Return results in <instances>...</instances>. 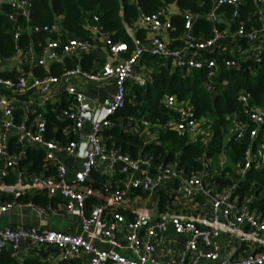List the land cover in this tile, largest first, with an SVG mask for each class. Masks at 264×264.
I'll use <instances>...</instances> for the list:
<instances>
[{
  "label": "built area",
  "instance_id": "obj_1",
  "mask_svg": "<svg viewBox=\"0 0 264 264\" xmlns=\"http://www.w3.org/2000/svg\"><path fill=\"white\" fill-rule=\"evenodd\" d=\"M212 12L202 14L185 13V45L174 48L171 36L172 23L170 10L161 8L154 14H141L137 28L126 27L131 38L132 53L126 43H114L97 24L90 25L91 37L81 39L68 37L65 43L62 26L59 22L46 26L28 27L31 33H47L58 37L50 40L37 54L33 46L26 52L18 50L21 65L29 71L18 73L15 80L0 77V87L12 89L13 96L0 97V194L14 195L9 202H0V216L13 209H29L41 218L72 216L78 219V233L62 231H41L38 228L0 227V253L9 249L19 258L25 243L36 248L59 252L64 262L85 259L87 264H264V211L259 202L264 200V188L253 190L244 196L238 193L239 184L244 180L254 163L264 167V105L254 106L250 96L239 95L246 121L235 115L232 136L235 142L249 144L240 166L238 177L231 185L220 189L214 181L215 174L208 160L203 159L204 169L187 176L173 164H156L154 158L140 154L137 158L127 153L112 151L105 145L103 131L114 126L111 117L116 116L126 106L127 83L135 79L140 87H145L152 79L153 69L142 65L143 57L162 60L173 70L190 73L205 71V90L214 95L218 92L217 79L220 68H239L237 61L223 59L221 64L214 57L203 54L213 53L225 46L230 52L253 53L255 61L264 59V0H253L255 12L241 19L245 0H213ZM224 5L232 7V19L239 22L237 29L219 30L214 27L211 38H196L193 26L199 19L206 18L214 25L218 22V9ZM9 7V21L13 24L19 18L31 21V0H0V12ZM251 16L255 18L254 23ZM98 22V18H94ZM146 32V38L136 35L138 30ZM20 32L15 33L19 40ZM249 48L244 50L241 41ZM99 44L107 51V58L96 70L88 72L80 65L65 68L61 75L49 72L51 66L63 63V58L83 55L98 49ZM232 45L231 47L228 45ZM245 55V54H244ZM42 68L47 73L37 76L31 71ZM0 56V73L5 71ZM14 69V68H13ZM12 69V70H13ZM139 72V74H137ZM82 78L87 82H114L115 91L109 100L110 117L101 122L94 116H86L82 103L83 94L74 80ZM60 87L73 107L63 110L62 120L72 122L64 133L74 134L77 141L63 143L46 138L48 128L42 115L31 119L33 110L21 106L20 98L30 93L45 96ZM166 106L176 108V98L166 97ZM23 111L17 120L16 110ZM179 121L172 120L165 126L179 135L189 134L193 139L208 135L202 129L203 122L197 119L191 107L179 109ZM120 124L126 131L135 132L144 138L145 143L157 140L150 132L147 120L129 117ZM86 127L90 130L84 134ZM88 140L87 153L82 157L80 170L70 173L69 168L57 159V154L80 159L81 143ZM44 152V165L41 173L31 172L33 163H24L28 150ZM26 162V161H25ZM223 164V163H222ZM104 179L95 187L94 173ZM13 178V183L7 180ZM168 197L164 211L160 210L159 192ZM134 191L155 198L151 208H126V200ZM31 192L42 194L47 203L22 202L17 194L26 196ZM89 200H96L90 210ZM191 204L197 207L191 211ZM186 211H178L177 208ZM126 208L134 217L128 220L122 213ZM170 228L175 238L184 237L178 253L168 252V257L160 255L162 245L170 239Z\"/></svg>",
  "mask_w": 264,
  "mask_h": 264
},
{
  "label": "trees",
  "instance_id": "obj_2",
  "mask_svg": "<svg viewBox=\"0 0 264 264\" xmlns=\"http://www.w3.org/2000/svg\"><path fill=\"white\" fill-rule=\"evenodd\" d=\"M31 21L19 18L16 24L9 21L11 13L9 7L0 12V56L4 64H9L16 56L18 50L26 52L31 46L39 55L50 40L58 39L55 35L47 33H31L28 27L46 26L59 22L62 26L63 36L60 38L65 43L68 37L89 39L91 37L90 25L97 24L100 29L113 40L114 43H126L129 50L123 55L127 58L132 53L131 38L127 34L126 27H135L140 15H150L165 7H176L180 13L171 17V36L174 39L173 47L181 48L185 45L183 35L185 33V13L209 15L214 8L213 0H31ZM253 0H245L242 6L241 19L246 20L248 15L255 12ZM224 14L228 22H217L215 25L206 18L199 19L193 26L196 38H211L214 27L219 30L231 29L235 31L239 22L232 19V7L224 5L217 11ZM98 22H94V18ZM254 23L255 18L251 16ZM255 24V23H254ZM19 31V40L15 39V33ZM137 36L146 38L144 30H138ZM230 47L232 45L228 44ZM241 46L245 50L248 44L242 40ZM205 57H214L219 64L223 59L235 60L240 67L227 70L220 68L217 79L218 92L209 94L205 88V71H192L190 73L173 70L162 60L146 54L142 59V65L153 69L151 80L145 87H140L133 79L127 83L126 106L116 116L111 117L114 126L103 131L105 145L112 151L127 153L134 158L140 154L154 158L156 164H173L178 170L191 176L204 169L203 159L208 161L218 156H224L225 162L213 170L214 181L223 189L238 179L236 170L242 166L249 139L235 142L232 136L233 118L237 115L241 121H246L243 108L239 102V95L246 94L251 98L254 106L264 105V59L261 63L255 61L253 53L243 55L236 50L230 52L225 46L217 48L213 53H204ZM105 60L98 58L96 54L86 53L80 58L65 57L63 63L52 65L51 73L59 76L65 68L80 65L84 70L91 72L95 63L100 67ZM34 74L44 76L45 70L35 68ZM15 69L5 68L0 73L4 79L15 80ZM173 95L176 98V108L166 106V97ZM12 89L0 87V97L11 98ZM28 98L21 97L20 100ZM193 108L198 120L203 122L202 129L208 135H202L195 139L189 134L179 135L175 130L166 129L168 122L179 121V109L183 107ZM72 100L64 97L58 103L48 102L46 111L34 106L31 119L42 115L46 120L48 132L46 138L63 143L77 141L74 134L66 135L64 132L71 127L72 122L62 120L63 110L72 108ZM23 111L16 110L17 120H21ZM129 117L136 120H147L151 124L150 132L156 134L157 140L145 143L137 133L129 132L120 124H125ZM44 152L36 149L28 150V158L24 163H33L29 166L31 172L41 173L44 165ZM95 187H98L104 179L99 173H94ZM13 178L7 180L13 183ZM264 188V167H258L254 163L248 171L247 177L239 184L238 193L244 196L253 190ZM160 210L164 211L167 203V194L161 190ZM14 195L3 197V201H11ZM19 201L37 204H46L47 199L40 195H28L17 197ZM96 204V203H95ZM259 207L264 211V200L259 202ZM129 220H133L131 214H127ZM0 264H46L33 259L21 262L14 257L9 249L0 253Z\"/></svg>",
  "mask_w": 264,
  "mask_h": 264
},
{
  "label": "crops",
  "instance_id": "obj_3",
  "mask_svg": "<svg viewBox=\"0 0 264 264\" xmlns=\"http://www.w3.org/2000/svg\"><path fill=\"white\" fill-rule=\"evenodd\" d=\"M218 22H228V20L225 18L224 14H219L218 13ZM137 28V26H135ZM137 35V32H136ZM101 44H99L98 49L92 51L91 53L96 54L98 58L107 60L108 56L107 53L104 55V50L102 48ZM243 55L248 54V53H242ZM74 57L80 58L82 55H73ZM73 56H68V57H73ZM6 68L9 69H15L18 71V73L29 71V67L26 65H21L19 56L16 55L12 61L5 65ZM98 64L95 63L92 71L96 70L98 68ZM52 68V66H51ZM51 68L49 72L51 73ZM35 69V68H34ZM34 69L33 71L34 73ZM47 73V71H45ZM139 73V72H137ZM52 74V73H51ZM74 83L76 84L78 90L88 98L92 99L97 105H105L107 101L110 100L111 95L115 91V84L114 82H87L86 80L82 78H77L74 80ZM89 83H94L96 84L97 89L103 90V94L93 92L89 90V93H84L82 92L81 88ZM28 98L27 100H21L19 105L23 106H29L30 109L34 110V106H38L40 109L43 111H46V104L48 102H51L53 104L58 103L63 100L64 97H67L64 93H62V90L60 87H55L52 94L46 97L45 95L39 94V93H30L25 96ZM69 99V98H68ZM90 128L86 127V130L82 133L87 134L89 132ZM208 134V133H207ZM152 136H156V134L151 133ZM144 139L143 137H141ZM57 159L65 164L69 170L70 173H74L75 171H78L82 167V157L80 159H75L68 157L64 154H57ZM220 160L218 165L221 166L222 163L225 162V157L220 156ZM44 160V159H43ZM211 161H209L210 166ZM45 163V161H44ZM218 167V166H217ZM213 169V168H212ZM215 170V169H213ZM28 195H40L43 196L40 193L37 192H31ZM26 195V196H28ZM5 196H11L9 194H0V202H7L3 201V197ZM17 196V195H16ZM22 196V195H20ZM19 197V196H17ZM44 197V196H43ZM155 198H148L145 194L139 192V191H134L133 194L129 195L127 200H126V208H131V209H139V208H148L147 204H150L154 201ZM89 208L91 210L92 206L97 202L96 200H89ZM191 211L196 210V206L191 204ZM124 208V209H126ZM178 211H186L181 209V206L179 205V208H177ZM122 213L127 217V214H130L128 210H122ZM129 220V219H128ZM25 227V228H38L41 231H49V230H55V231H62V232H67V233H78L79 228H78V219L72 216H64L61 218L58 217H50V218H41L37 214H35L33 211L29 209H13L3 215L0 216V227ZM170 239L166 242L165 245L161 246L160 249V255L168 257V252L171 251V253H178L181 250V245L184 240V237H178L175 238L173 236V230L170 228ZM21 262H24L26 260H33V259H38L46 264H87L85 259H76L71 262H64L61 260L59 256V252L54 250V249H49V250H43L34 247L33 245H30L28 243H25L22 251L20 252V256L18 258Z\"/></svg>",
  "mask_w": 264,
  "mask_h": 264
},
{
  "label": "water",
  "instance_id": "obj_4",
  "mask_svg": "<svg viewBox=\"0 0 264 264\" xmlns=\"http://www.w3.org/2000/svg\"><path fill=\"white\" fill-rule=\"evenodd\" d=\"M82 103L86 111V116H94L95 120L99 122L110 117L109 101L105 105H97L92 99L83 95ZM88 147V140L85 139L80 145L79 156H84L87 153L86 149L88 150ZM17 196H20V194H17Z\"/></svg>",
  "mask_w": 264,
  "mask_h": 264
},
{
  "label": "rangeland",
  "instance_id": "obj_5",
  "mask_svg": "<svg viewBox=\"0 0 264 264\" xmlns=\"http://www.w3.org/2000/svg\"><path fill=\"white\" fill-rule=\"evenodd\" d=\"M169 10H170V15H171V16L180 13V11H179L176 7H170ZM106 53H107V51L104 50V55H106ZM107 56H108V59H110V56H109L108 54H107ZM137 74H139V73H137ZM81 90H82V92H84V93H86V94L89 93V90H91V91H93V92H96V93L103 94V93H102L103 90H101V89H97L96 84H94V83H89V84H87V86L84 85V86L81 88ZM46 97H48V96H46ZM220 158H221V157L218 156V157H215V158L212 159V161H211V165H212V168H213V169H217V166H218V163H219ZM147 206H148L149 208H151L152 210H155V209L157 208V207H154L152 203L147 204Z\"/></svg>",
  "mask_w": 264,
  "mask_h": 264
}]
</instances>
